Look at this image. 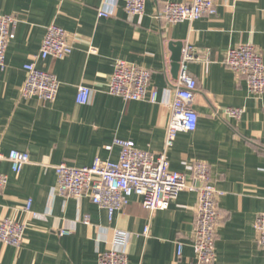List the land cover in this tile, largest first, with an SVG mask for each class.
<instances>
[{
    "label": "crops",
    "instance_id": "1",
    "mask_svg": "<svg viewBox=\"0 0 264 264\" xmlns=\"http://www.w3.org/2000/svg\"><path fill=\"white\" fill-rule=\"evenodd\" d=\"M169 1L188 0H145L144 14L136 16L127 14L125 0H0V14L19 19L7 69L0 67V151L30 155L19 174L9 161L0 162V172L9 178L0 188V221L27 224L20 247L0 241V264H98L100 254L112 248L124 250L129 264L194 260L197 190L181 191L169 208L154 212L132 196L110 220L90 197L61 195L55 171L58 164L83 167L97 157L118 161L122 147L116 140L156 154L164 150L177 79L171 42L190 44L196 52L189 70L198 83L193 108L199 119L196 130L177 135L170 167L187 173L189 185L198 187L195 163L205 161L222 192L213 264H264L254 227L264 212V94H251L246 79L225 63L227 50L242 44H253L264 58V0H216L215 14L176 24L157 17ZM100 8L111 16L99 17ZM53 23L67 31L73 52L63 59L36 58ZM91 47L97 53H90ZM118 60L151 71L156 102L109 93ZM28 63L57 76L55 101L23 96ZM82 84L92 88L87 104L76 100ZM227 107L245 112L232 118ZM29 199L32 212L25 210ZM116 230L129 234L127 242L116 244Z\"/></svg>",
    "mask_w": 264,
    "mask_h": 264
},
{
    "label": "built area",
    "instance_id": "2",
    "mask_svg": "<svg viewBox=\"0 0 264 264\" xmlns=\"http://www.w3.org/2000/svg\"><path fill=\"white\" fill-rule=\"evenodd\" d=\"M125 10L129 16L143 15L145 0H125ZM217 12L216 0H188L185 2L169 1L157 13L171 24L193 22L202 16ZM99 17H110V12L99 9ZM19 19L13 14H0V67L7 69L6 53L10 42L15 38V27ZM73 45L68 40L67 31L53 23L47 28L40 52L36 58L55 57L63 59L73 52ZM90 53H97L91 47ZM197 58L194 47L186 44L182 49L179 73L176 79L175 96L171 104V115L167 127L164 150L158 154L136 147L132 141L116 140L122 147L118 161L104 160L97 157L93 164L83 167L69 166L62 163L55 166L58 176V192L63 196H88L92 202L107 210L110 220L121 210L132 196H138L142 205L151 212L169 208L181 191H198V218L193 234L195 258L190 264H213L216 260L217 224L220 213L218 198L222 192L211 181L210 166L205 161H198L194 167V177L200 183L198 187L189 185L187 173L172 170L169 150L174 145L180 132L197 129L199 115L193 108L198 88L196 78L190 73L189 64ZM225 63L240 77L247 81L249 92L255 96L264 94V58L261 51L253 44L231 47L225 55ZM26 79L22 94L26 98L38 97L44 101H55L61 86L57 76L37 67L35 63L24 66ZM151 71L135 63L118 60L111 75L109 93L127 101L149 100L156 102L158 91L150 88ZM92 88L80 85L77 102L87 104ZM244 108L227 107L225 113L232 118L241 119ZM111 148V146H108ZM7 160L14 173L19 174L30 162L28 152L11 150L8 155L0 151V162ZM9 178L0 172V188L8 184ZM25 210L32 212V199ZM34 215H39L34 213ZM87 220V219H86ZM257 242L264 249V212L256 216L254 224ZM27 224L14 218L0 221V241L4 244L20 247L25 238ZM64 233H67L64 231ZM149 233V226L144 232ZM129 234L116 230V244L127 242ZM183 245H179L181 255ZM98 264H129L124 250L112 248L100 254Z\"/></svg>",
    "mask_w": 264,
    "mask_h": 264
},
{
    "label": "water",
    "instance_id": "3",
    "mask_svg": "<svg viewBox=\"0 0 264 264\" xmlns=\"http://www.w3.org/2000/svg\"><path fill=\"white\" fill-rule=\"evenodd\" d=\"M170 49L173 52L172 55V73L178 76L180 68V59L182 55L183 43L182 42H171Z\"/></svg>",
    "mask_w": 264,
    "mask_h": 264
}]
</instances>
